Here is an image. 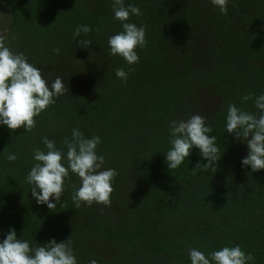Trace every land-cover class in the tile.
I'll use <instances>...</instances> for the list:
<instances>
[{"label":"trees","instance_id":"obj_1","mask_svg":"<svg viewBox=\"0 0 264 264\" xmlns=\"http://www.w3.org/2000/svg\"><path fill=\"white\" fill-rule=\"evenodd\" d=\"M128 5L142 14L124 22L145 28L135 64L109 54V36L123 31L112 0H0L6 46L23 53L49 87L60 77L69 89L35 117L31 131L0 124V241L10 228L32 248L70 236L77 264H191L189 249L209 257L239 245L255 257L247 264H264V169L242 165L247 144L226 131L230 104L260 112L264 0H228L227 14L210 0H124ZM79 25L91 31L74 38ZM83 39L92 43L78 46ZM117 68L128 74L126 82ZM249 93L253 98L244 101ZM196 114L216 137V171L201 170L207 160L195 146L168 169L170 122ZM74 128L100 137L103 168L118 173L110 206L76 208L80 179L71 171L61 200L50 198L56 208L32 197L26 177L37 163L34 150L47 151L46 136L66 153L64 139Z\"/></svg>","mask_w":264,"mask_h":264},{"label":"clouds","instance_id":"obj_2","mask_svg":"<svg viewBox=\"0 0 264 264\" xmlns=\"http://www.w3.org/2000/svg\"><path fill=\"white\" fill-rule=\"evenodd\" d=\"M210 2L219 7L222 14H227L228 0ZM112 10L114 18L122 22L123 31L109 36V54L122 57L128 64H135L139 61L137 47L142 48L146 44L145 28L124 21L128 20L130 14L140 16L141 10L134 5L125 7L124 0H112ZM90 31V26L79 25L73 31V37ZM6 39L5 34H0V124L6 125L10 131L18 128L31 131L36 126L35 117L55 103L54 97L68 93L69 89L60 77L55 78L49 87L41 71L30 64L23 53H14L7 47ZM76 43L87 48L92 42L83 39ZM54 51L59 53L60 50L57 48ZM115 74L127 81L128 74L123 68H117ZM252 98V93L242 97L244 101ZM255 107L260 110L258 116L230 104L226 115V131L247 144L248 153L241 164L250 166L254 172L264 169V94L255 98ZM169 131L172 146L165 154L168 169L178 168L195 146L207 160L201 170L216 171L221 153L216 145V137L208 135L212 128L206 126L203 116L196 114L187 120H173L169 124ZM42 143L47 151L34 150L33 159L37 163L26 177L37 204H46L49 209L56 208L64 191V180L71 171L80 179V185L73 186L72 200L76 208L82 202L89 206L93 203L111 205V193L114 191L112 181L118 173L115 169L103 168L105 159L96 153L99 136L85 138L78 128L72 129L71 139H64L66 153L57 149L55 142L46 136L42 138ZM7 159L15 161L17 156L10 153ZM200 165L197 163L193 169ZM50 198H54L56 203L51 202ZM71 245L69 236L59 243L53 238L46 244L32 248L28 241L18 239L15 230L10 228L0 241V264H77ZM188 255L191 264H247L255 259L251 253L246 255L239 245L212 251L210 258L196 249H189ZM90 264H97V261L91 260Z\"/></svg>","mask_w":264,"mask_h":264},{"label":"rangeland","instance_id":"obj_3","mask_svg":"<svg viewBox=\"0 0 264 264\" xmlns=\"http://www.w3.org/2000/svg\"><path fill=\"white\" fill-rule=\"evenodd\" d=\"M5 14L6 13L4 12L3 8H0V18H5L6 17Z\"/></svg>","mask_w":264,"mask_h":264}]
</instances>
